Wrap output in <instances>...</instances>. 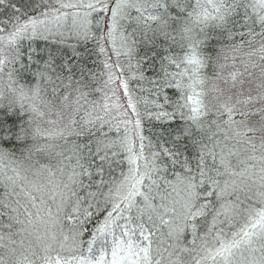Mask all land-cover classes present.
<instances>
[{
  "label": "snow or ice",
  "instance_id": "obj_1",
  "mask_svg": "<svg viewBox=\"0 0 264 264\" xmlns=\"http://www.w3.org/2000/svg\"><path fill=\"white\" fill-rule=\"evenodd\" d=\"M0 264H264V0H0Z\"/></svg>",
  "mask_w": 264,
  "mask_h": 264
}]
</instances>
